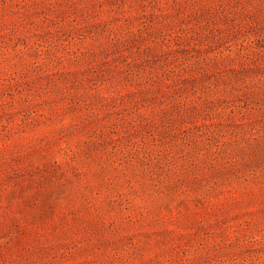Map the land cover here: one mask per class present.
Wrapping results in <instances>:
<instances>
[{"label":"rangeland","instance_id":"374dc122","mask_svg":"<svg viewBox=\"0 0 264 264\" xmlns=\"http://www.w3.org/2000/svg\"><path fill=\"white\" fill-rule=\"evenodd\" d=\"M0 264H264V0H0Z\"/></svg>","mask_w":264,"mask_h":264}]
</instances>
